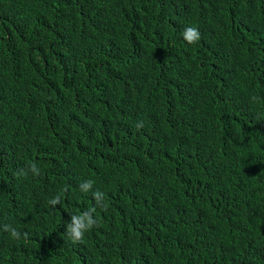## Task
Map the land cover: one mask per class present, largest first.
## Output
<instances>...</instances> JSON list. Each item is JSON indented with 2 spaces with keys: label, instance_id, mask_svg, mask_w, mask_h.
<instances>
[{
  "label": "trees",
  "instance_id": "16d2710c",
  "mask_svg": "<svg viewBox=\"0 0 264 264\" xmlns=\"http://www.w3.org/2000/svg\"><path fill=\"white\" fill-rule=\"evenodd\" d=\"M200 2L0 0V264H264V0Z\"/></svg>",
  "mask_w": 264,
  "mask_h": 264
},
{
  "label": "clouds",
  "instance_id": "9594fccd",
  "mask_svg": "<svg viewBox=\"0 0 264 264\" xmlns=\"http://www.w3.org/2000/svg\"><path fill=\"white\" fill-rule=\"evenodd\" d=\"M182 36L188 44H195L201 38L199 30L193 26L186 27ZM253 100H256V97H253ZM136 128L137 130L142 129L143 122H138ZM29 173H31L34 177H39L41 175L40 168L36 163L30 164L26 168L19 169L17 176L27 178ZM93 185L94 181L87 180L79 185V189L83 193H88L92 191ZM103 195L104 194L99 190L95 191L93 193V198L96 201V206L89 207L88 209L71 216L70 222L67 223L66 233L63 234V236H67L68 241L73 244L81 243L84 240L86 233L90 232L94 227L99 225V218L95 214L97 212V208L103 206L101 203ZM61 202L62 198L60 195H57L49 200V204L53 207L60 205ZM3 231L7 232L13 240H19L22 235L21 232H19L12 225L3 226ZM23 238L27 239L28 233H23Z\"/></svg>",
  "mask_w": 264,
  "mask_h": 264
},
{
  "label": "rangeland",
  "instance_id": "374dc122",
  "mask_svg": "<svg viewBox=\"0 0 264 264\" xmlns=\"http://www.w3.org/2000/svg\"><path fill=\"white\" fill-rule=\"evenodd\" d=\"M190 2L198 9V11H200V8L203 7L200 0H186L184 3H182L180 0H173V3H176L178 6L183 8V10L184 8L188 7Z\"/></svg>",
  "mask_w": 264,
  "mask_h": 264
}]
</instances>
